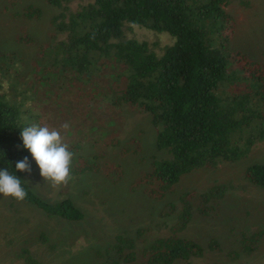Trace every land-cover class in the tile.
Wrapping results in <instances>:
<instances>
[{"label":"trees","instance_id":"1","mask_svg":"<svg viewBox=\"0 0 264 264\" xmlns=\"http://www.w3.org/2000/svg\"><path fill=\"white\" fill-rule=\"evenodd\" d=\"M46 1L61 8L52 23L65 39L41 55L35 77H19L11 66L14 57L0 59V169L8 168L21 178L28 192L23 202L48 216L70 221L83 217L69 198L53 203L40 198L25 181L28 173L15 170V162L25 156L32 169L37 166L20 133L32 123L49 126L42 112L46 108L70 114L75 122L67 134L71 130L84 134L94 149L76 156L82 140L66 142L76 156L72 175L101 170L116 171L120 177L119 164L98 163L95 168L88 161L100 162L109 147L121 146L124 105L148 114L155 147L167 157L154 159L133 189L140 188L157 201L165 199L183 175L233 163L256 142L264 141V62L229 46L235 27L227 10L231 0H92L75 11L64 5L68 0ZM40 13L31 6L25 10L27 17ZM125 23L167 32L174 41L157 54L147 42L126 38ZM65 89L70 91L66 96L61 92ZM57 90L53 100L52 92ZM244 174L264 190V163L250 164ZM223 193V186H215L201 194L197 211L207 215L210 208L212 212ZM192 197L190 191L179 195L181 209L169 235L147 242L138 232L143 241L138 247L134 238L119 235L105 264H176L201 255L199 242L179 235L190 220ZM168 203L172 210L176 208ZM25 263L37 264L32 256Z\"/></svg>","mask_w":264,"mask_h":264},{"label":"rangeland","instance_id":"2","mask_svg":"<svg viewBox=\"0 0 264 264\" xmlns=\"http://www.w3.org/2000/svg\"><path fill=\"white\" fill-rule=\"evenodd\" d=\"M91 1L68 0L64 5L75 11ZM29 6L39 8L40 16L27 17L25 10ZM227 10L235 20L231 49L264 62V0H231ZM60 11V7L46 0H0V59L14 57L11 66L18 70L19 77L34 78L41 55L55 42L65 39L55 32L52 23ZM123 33L126 38L147 42L157 54L174 41L167 32L131 23L124 24ZM58 92H52L53 100ZM61 92L66 96L70 91ZM42 112L50 128L61 131L65 142L82 140L76 156L94 151L91 143L83 139L84 134L76 135L72 130L67 134L60 127L64 122L70 126L75 122L70 114L60 115L56 108ZM120 116L121 146L109 147L100 162L94 158L88 161L95 168L98 163L102 166L117 163L121 168L120 177L116 171L104 174L101 170H85L72 175L67 185L53 188L41 177L38 166L25 176L31 190L43 200L50 203L64 198L72 200L82 211V219L70 221L48 216L33 204L0 194V264H26L28 256L37 264H105L109 247L119 235L134 238L137 247L143 243L138 232L143 233L147 242L169 235L181 209L178 197L187 191L192 192L193 209L179 235L199 242L203 251L176 264H264V190L244 176L250 164L264 163V141L256 142L233 163L183 175L166 198L157 201L140 188L133 189V183L150 170L154 159L165 158L167 154L155 147L148 114L124 105ZM215 186H223L224 193L214 203V210L207 208V215H202L197 211L200 195ZM168 202L176 208L172 210ZM213 239L216 241L211 248ZM252 240L254 243H250Z\"/></svg>","mask_w":264,"mask_h":264},{"label":"clouds","instance_id":"3","mask_svg":"<svg viewBox=\"0 0 264 264\" xmlns=\"http://www.w3.org/2000/svg\"><path fill=\"white\" fill-rule=\"evenodd\" d=\"M69 123L61 128L67 130ZM23 147L27 149L40 170L41 177L50 182L51 187L67 185L72 180L71 164L74 152L64 141L61 131L56 128L32 123L22 128L20 133ZM15 170L31 174L32 165L27 156L15 162ZM0 194L23 201L28 192L22 186V180L8 168L0 169Z\"/></svg>","mask_w":264,"mask_h":264}]
</instances>
